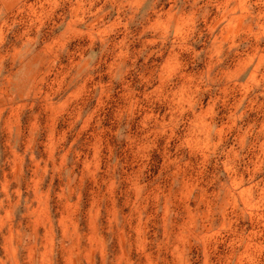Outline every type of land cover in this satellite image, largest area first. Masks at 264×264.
<instances>
[{"label": "rangeland", "instance_id": "374dc122", "mask_svg": "<svg viewBox=\"0 0 264 264\" xmlns=\"http://www.w3.org/2000/svg\"><path fill=\"white\" fill-rule=\"evenodd\" d=\"M0 264H264V0H0Z\"/></svg>", "mask_w": 264, "mask_h": 264}]
</instances>
